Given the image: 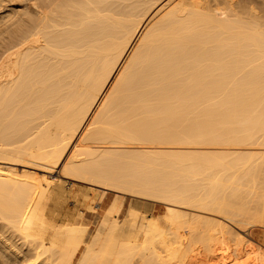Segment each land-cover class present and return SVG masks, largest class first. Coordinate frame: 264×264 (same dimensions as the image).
<instances>
[{"label": "bare ground", "instance_id": "6f19581e", "mask_svg": "<svg viewBox=\"0 0 264 264\" xmlns=\"http://www.w3.org/2000/svg\"><path fill=\"white\" fill-rule=\"evenodd\" d=\"M189 222L209 264L264 225V0H0V264H183Z\"/></svg>", "mask_w": 264, "mask_h": 264}, {"label": "rangeland", "instance_id": "374dc122", "mask_svg": "<svg viewBox=\"0 0 264 264\" xmlns=\"http://www.w3.org/2000/svg\"><path fill=\"white\" fill-rule=\"evenodd\" d=\"M3 165H4L5 170L3 169L2 170V173L4 174V176L9 177V179H12L13 176H15V174H12V173H9L8 172V168H10L12 166H16L20 172L22 170H20L19 168L24 169V170H27L29 173H39V176H37V177L36 176H30L29 178H26L25 181L28 184H32V183L38 182L41 176H43L44 174H48L46 172L39 171V170L34 169V168H31V167H25V166H22V165H13V164H11V162L10 163L9 162L4 163ZM57 171H58V169H57ZM57 171L55 170V172H53L51 174H48V176H50L52 178V180L60 177ZM20 176L21 177H25L24 175H20ZM60 178H62V182H61L62 183V186L67 191H70L72 193L71 196L68 197L66 199V201H64L62 203V205L66 209L67 208L74 209V207L76 206L75 204H76V201H77V199H76V196L77 195H79L80 198H84V199H87L89 201L92 200L91 202L93 204L96 202L95 200H97L96 203H98V200L101 199L100 196L103 193L102 190H105L103 188H100V187L98 188L97 186H94L92 184H89V182L87 184V183H85L86 181H83L82 182V181L71 180V179L63 178V177H60ZM60 178H58V179H60ZM41 182H44V181H41ZM99 190H101V192ZM115 194L118 195V197H116ZM119 194H121V195L119 196ZM133 196H134V198L136 197L137 199H134ZM138 196L139 195H135V194H132V193H129V194L126 193V192L124 193L123 191L120 192V191H114V190L106 189V191H105V200H106L107 203H106L105 209L111 208L116 203L124 202L123 203V209L124 210H127V208L129 209V206L130 207L133 206L132 208L135 209V212H136V210H138L137 213H139V211H140V215L143 214L144 212H146L144 214H146V215H152L153 217H157V215L159 214L160 217H161V219H163L167 223L166 226L167 227L170 226L169 223H168V220H170L171 218L170 219L168 218V220H167V217H166V216L169 215V213H168V215H166L167 214V211H166V208H165L166 205H167L166 202H162V201L160 202L159 200H155V199L154 200H151V198L150 199L149 198L147 199V198L140 197V196L138 197ZM114 198H115V200H114ZM116 198H118V200H116ZM132 199H133V202L134 203L132 202L131 205H129V203L132 201ZM142 200H144V201H142ZM114 201H116V202L114 203ZM110 204L111 205L113 204V205L110 206ZM140 209L142 210V212H141ZM151 212H152V214H151ZM168 217H170V216H168ZM191 222H194V221H191ZM185 224L186 223H184L183 226H185ZM187 224H188L187 226L189 228L186 227V226L183 228L182 225H180L179 227L178 226L176 227V230L178 229L177 231L175 230V227L173 229L174 232L176 231L179 234V237L177 236L178 239L181 237L182 239L181 238L180 239L181 240H184V242H186V243L188 241L194 240V241H192L193 244L189 242V245L191 244V246H193L194 249H192L193 251H191L192 252V253H190L191 255L188 254L189 256L186 258V260H184L186 262L183 261L184 262L183 264H209V262L211 263L212 260L214 262L213 256H215V260H221V261H227V260H230L233 257V255L231 254V250L234 248V244H233V248H232V244L231 243L229 244L228 242L225 245H223V248L221 246H219L221 248L220 249H217L216 252H215V254L212 253V251H211V254H213V255L209 254L208 253V249H206L207 251L205 250L204 244L206 245V243L203 244V242H205V238L206 237H202V235H204L203 232L207 234L208 230H206L205 228H203L201 225L198 226L200 224L199 222L198 223L195 222L194 225L191 223L193 226H195V228H196V226L200 227L199 230L201 232L198 230V232H199L198 233L197 232V229L198 228L195 229L190 224V222L187 223ZM190 226H192L194 229L192 227L190 228ZM236 226H238V228ZM236 226H234V227L236 228V231L237 232H239V233L242 232L241 234L245 235L250 241H252V242L249 241L250 244H251V246L248 245L247 242H246L245 245L247 244L248 246L246 245V247H245V245H243L242 246L243 249H241V251H239L240 249H238L239 255H241L239 257V259H238L239 263L240 264H242V263L243 264H248L249 263V259L251 258L252 261L249 264H252V263L254 264V263H257V262L259 263V260H260V262L263 261V262H261V264H263L264 263V260L263 259L261 260V259H256V258H258V257L263 258L262 256H263L264 250H261V248H258L260 250V256H258L259 255V250H257V247H262V249H264V246L263 245H260L259 243H258V245H260V246H255V245H257V241L256 240H259V239L260 240H264V225L261 226V224H259V223L258 224L257 223H252V224L250 223V224H246V225L244 224V226H243L244 228L243 227H239V225H236ZM235 228H234V230H235ZM204 229L206 230V232L204 231ZM177 233H175V234H177ZM184 242H183V244L188 245V244H186ZM194 242L195 243L197 242V245L195 244L196 245V248H195ZM229 245L231 246V248L228 247ZM252 245H254V246L252 247ZM206 248H207V246H206ZM252 248H254V250H256L255 252L257 253V256H256V253L254 254V250H252ZM242 250H244L243 253H241ZM245 251H247L249 253L248 254L249 256L246 255L247 253ZM252 252H253V255L250 256V254H252ZM261 253H262V255H261ZM247 258H249V259H247ZM173 264H175V262ZM181 264H182V262H181Z\"/></svg>", "mask_w": 264, "mask_h": 264}]
</instances>
